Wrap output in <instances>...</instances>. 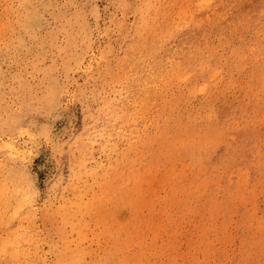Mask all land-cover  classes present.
<instances>
[{
  "label": "rangeland",
  "instance_id": "1",
  "mask_svg": "<svg viewBox=\"0 0 264 264\" xmlns=\"http://www.w3.org/2000/svg\"><path fill=\"white\" fill-rule=\"evenodd\" d=\"M0 264H264V0H0Z\"/></svg>",
  "mask_w": 264,
  "mask_h": 264
}]
</instances>
